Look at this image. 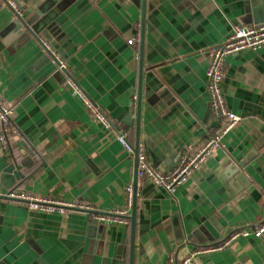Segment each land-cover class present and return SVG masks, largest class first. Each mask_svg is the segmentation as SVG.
<instances>
[{
	"label": "crops",
	"instance_id": "crops-1",
	"mask_svg": "<svg viewBox=\"0 0 264 264\" xmlns=\"http://www.w3.org/2000/svg\"><path fill=\"white\" fill-rule=\"evenodd\" d=\"M16 1L33 32L9 36L14 15L0 2V105L12 109V131L0 128V264H166L213 245L223 246L198 254V264H264V234L228 240L264 222V48L226 57L225 105L240 120L220 146L172 192L140 182L131 250L130 220L94 215L125 207L134 154L64 85L39 41L132 145L139 101V145L166 172L215 123L209 49L234 25H255L249 10L262 0H144L142 49V0ZM12 161L22 177L5 173ZM11 189L92 208L33 210L6 199Z\"/></svg>",
	"mask_w": 264,
	"mask_h": 264
},
{
	"label": "built area",
	"instance_id": "built-area-1",
	"mask_svg": "<svg viewBox=\"0 0 264 264\" xmlns=\"http://www.w3.org/2000/svg\"><path fill=\"white\" fill-rule=\"evenodd\" d=\"M0 2L9 7L14 13V16L21 15L20 4L16 0H0ZM39 41L45 54L54 61L56 69L65 74L64 85L69 88L73 95L81 100L85 108L104 126L105 129L116 131L118 139L123 144L124 148L131 152L132 144L127 140L126 134L121 130L115 129L113 123L105 117L100 109L83 92L77 81L69 72L65 59L58 53L56 48L46 39L40 38ZM137 41L138 37L127 40L129 44ZM260 48H264V22L257 25L236 24L232 27L231 32L222 42L213 45L209 49L210 57L205 72L206 89L209 94V107L215 123L211 128L208 137L191 151L179 153L174 166L166 172L161 171L157 166L150 162L144 147L139 145L137 152L136 189L142 180L147 179L154 185L161 187L168 192H172L177 186L184 183L200 164L220 146L223 136L240 120V117L229 111L225 105L222 81L225 76L226 57L232 53L246 49L256 50ZM11 115L12 109L0 105V128H2L4 133L12 131L10 126ZM124 193L125 207L123 209L116 210L112 214L98 212L94 215V218L97 221L107 223H128L129 209H131L133 199V182H130L125 186ZM4 196L6 199L24 202L29 209L49 213H64L67 209L85 210L92 208L87 205L66 202L60 199H52L47 196L32 195L17 189L7 191ZM250 232L256 237L262 236L264 234V222L254 226L251 231L247 228L235 231L228 240L234 239L237 236L247 235ZM222 246L213 245L204 248L195 247L180 260L170 256L166 264H198L196 260L198 254L203 251L218 249Z\"/></svg>",
	"mask_w": 264,
	"mask_h": 264
},
{
	"label": "water",
	"instance_id": "water-1",
	"mask_svg": "<svg viewBox=\"0 0 264 264\" xmlns=\"http://www.w3.org/2000/svg\"><path fill=\"white\" fill-rule=\"evenodd\" d=\"M21 9V15L14 16L13 20V30L9 34V36H13L14 34H20L23 30H27L30 32H33V29L30 27L29 24L25 21V12L23 7L20 5ZM142 20H141V28H140V36H139V45L140 49H142V43H143V28H144V22H143V16H144V0H142ZM249 14L251 17L252 22L257 25L264 22V0H262L258 5L253 6L249 10ZM14 15V13H13ZM140 69L142 66L141 63V57H140ZM137 110V117H136V139L135 143L132 146V152L134 154V177H133V199H132V207H131V213L128 216V220H130L131 223V240H130V249H133V230H134V220H135V209H136V200H137V189H136V170H137V152H138V146H139V140H138V133H139V101L137 102L136 106ZM5 173L10 174L13 179L22 177V173L19 169V166L16 162H11L7 167L5 168ZM208 231L210 232L211 236L216 237V233H214L213 229L207 225L206 226Z\"/></svg>",
	"mask_w": 264,
	"mask_h": 264
}]
</instances>
